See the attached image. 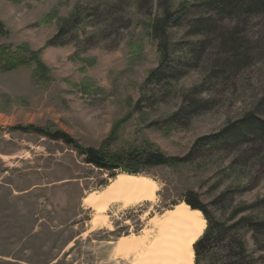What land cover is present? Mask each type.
I'll return each mask as SVG.
<instances>
[{
  "label": "rangeland",
  "instance_id": "obj_1",
  "mask_svg": "<svg viewBox=\"0 0 264 264\" xmlns=\"http://www.w3.org/2000/svg\"><path fill=\"white\" fill-rule=\"evenodd\" d=\"M204 1L175 0L172 6H191L188 16L197 17L207 14ZM104 5V0H0V22L7 32L0 35V46L16 50L26 43L41 52L50 70L49 82L38 81L32 65L0 70V264H128L116 253L119 239L143 234L153 217L184 202L190 190L217 216L214 202L225 214L237 211L238 218L251 214L264 221V147L258 148L257 141L238 142L235 153L203 145L193 150L191 164L148 169L145 176L158 183L156 198L129 206L113 200L103 212L110 225L104 221L95 228L98 211L84 199L104 190L112 174L84 162L63 141L11 131L28 125L56 128L92 147L117 131L113 150L149 142L184 157L198 138L212 142L228 123L252 110L264 118V106L258 105L264 96V50L251 52L228 80H214V62L204 71L175 68L173 58L182 54V45L200 37L189 34L186 21L182 27L169 23L167 37L151 31L162 20L158 0ZM239 32L247 50L258 47L264 16L241 25ZM162 41L169 55L160 68ZM210 51L213 60L218 48ZM156 69L163 80H148ZM203 89L210 92L199 95ZM189 94L211 105L190 113L184 101ZM246 162L251 168L241 170ZM248 246L255 248L250 236ZM209 252L201 253L200 264H208Z\"/></svg>",
  "mask_w": 264,
  "mask_h": 264
},
{
  "label": "trees",
  "instance_id": "obj_2",
  "mask_svg": "<svg viewBox=\"0 0 264 264\" xmlns=\"http://www.w3.org/2000/svg\"><path fill=\"white\" fill-rule=\"evenodd\" d=\"M104 1L106 5L109 2V0ZM149 1L153 4L154 0ZM174 1L158 0L159 5L163 9L162 20L157 21L152 26L151 31L162 35V37H167V25L169 23H174L182 27V21H186L185 29L189 31V34L200 37L195 43L186 42L182 45L180 48L182 49V54L176 59L173 58V61L177 64L175 66L176 69L181 66L187 69L189 68V70L201 69L204 71L207 65L217 61L215 65L216 69H214V63L212 66L210 65V68L213 69L214 80L223 77L228 80L230 78L228 76L230 72L236 71L241 65L243 66L251 59V52L254 51L253 53L257 54L259 51L262 53V50H264V35H262V42L258 47L253 46V49L249 48L250 50L246 49V43L239 37V28L241 25H245L254 17L264 16V0H205L204 4H202L204 6L201 7H206L207 14H202L197 17L188 16L191 13V6L180 4L181 6H177L173 10L172 5ZM108 16L106 15V17ZM74 18L80 19L77 15H74ZM71 19L72 17L69 20H65V26L70 25L71 22L69 23V21ZM63 29L65 27H62L61 33ZM6 33L3 23L0 22V35H5ZM55 39L57 37L51 39L49 41L50 44H54ZM213 45L218 48L219 53L211 60L212 52L210 49ZM158 48L162 54L159 64L161 68L168 62L169 52L163 41L159 42ZM221 50L223 51L221 52ZM24 65H32L35 67L34 74L38 81H50L49 67L41 60V52L39 50H31L30 46L26 43L18 46L16 50H13L12 45L0 46L1 71H12ZM217 70H220V72H217ZM156 71L158 70L149 72L148 80H163V76H160L161 73L157 74ZM208 92L210 91L203 89L198 93L202 95ZM190 95L184 97L190 113L206 109L211 105V102L205 100L203 96L197 98L195 95ZM142 101H138V107ZM258 105L264 106V96ZM256 112L252 110L242 120L235 123H228L221 132L214 136L215 138L212 142H205L207 139L206 136L198 138L192 146L193 148L184 157L168 155L156 149L149 142H144L141 146H128L121 150H113L111 147L118 138L117 131H113L99 147L84 146L67 132L56 128L53 130L28 125L14 126L11 128V131H20L29 134L36 133L53 141H63L67 145L72 146L84 159V162L103 171L110 172L115 179L121 173L147 175V170L154 167L191 164L190 159L194 154L193 150L203 145L227 149L235 153L238 151L236 148L238 142L247 140L245 142L257 141L259 143L258 148H262V146L264 147V118H261ZM172 119L174 120V116L173 118L171 117ZM122 121L120 120L116 126ZM240 167L241 170L251 168L247 162ZM108 185L109 183L106 186ZM183 199L193 209L201 210L207 219V228L194 245L196 264H200V255L203 251L209 252L215 246L217 248L208 253V264H262L264 221L259 220L251 214L238 218L239 213L237 211L225 214V211L219 206V203L214 202L212 205L217 207L216 211L219 212L218 216L222 214L224 218L221 220L206 204L201 202L199 193L194 190H190ZM258 206L262 207V200H260ZM244 209L249 211L247 207ZM248 236L254 242L255 248L253 250L249 249Z\"/></svg>",
  "mask_w": 264,
  "mask_h": 264
},
{
  "label": "bare ground",
  "instance_id": "obj_3",
  "mask_svg": "<svg viewBox=\"0 0 264 264\" xmlns=\"http://www.w3.org/2000/svg\"><path fill=\"white\" fill-rule=\"evenodd\" d=\"M158 183L145 175L121 173L98 194L93 193L84 203L96 208L94 227L107 218L103 212L113 200L125 201V206L154 200ZM151 226L141 235L121 237L116 253L123 254L128 264H196L194 245L207 228V219L199 209L186 202L177 204L151 219Z\"/></svg>",
  "mask_w": 264,
  "mask_h": 264
}]
</instances>
